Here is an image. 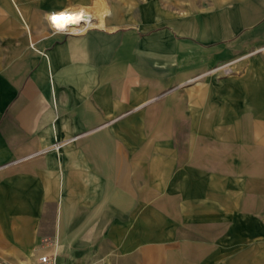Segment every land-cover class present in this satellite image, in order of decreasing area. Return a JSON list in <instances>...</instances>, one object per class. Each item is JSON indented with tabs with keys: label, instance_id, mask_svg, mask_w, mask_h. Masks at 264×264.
Instances as JSON below:
<instances>
[{
	"label": "crops",
	"instance_id": "1",
	"mask_svg": "<svg viewBox=\"0 0 264 264\" xmlns=\"http://www.w3.org/2000/svg\"><path fill=\"white\" fill-rule=\"evenodd\" d=\"M94 2L0 0V264H264V0Z\"/></svg>",
	"mask_w": 264,
	"mask_h": 264
},
{
	"label": "bare ground",
	"instance_id": "2",
	"mask_svg": "<svg viewBox=\"0 0 264 264\" xmlns=\"http://www.w3.org/2000/svg\"><path fill=\"white\" fill-rule=\"evenodd\" d=\"M111 12L109 7L103 5H94L93 7L81 6L61 12L55 17H63L62 19L57 20L56 22L52 19V26L59 30H69L81 31L84 28L95 25L103 24L105 17ZM99 18L98 22H95V19ZM98 20V19H97Z\"/></svg>",
	"mask_w": 264,
	"mask_h": 264
},
{
	"label": "rangeland",
	"instance_id": "3",
	"mask_svg": "<svg viewBox=\"0 0 264 264\" xmlns=\"http://www.w3.org/2000/svg\"><path fill=\"white\" fill-rule=\"evenodd\" d=\"M88 1V3L93 2L94 0H85ZM110 6V8L112 9V14H111V18H124V17H128L131 13H138L141 9L143 10V8H140L139 6L142 4V2L147 1V0H106ZM167 1L170 5H176L179 3H183L184 1H188V0H164ZM94 5H103L105 7H108L105 0H95V2L91 5H86V4H82V5H77V6H71V7H67L61 11H58L57 13H49L48 15V19L50 20V18H53L55 16H57L58 14H60L62 11L65 10H72L74 8L77 7H81V6H88V7H93ZM222 66V65H221ZM233 71L231 69H227V68H223L221 70H219L216 75L218 77H223L226 74H230Z\"/></svg>",
	"mask_w": 264,
	"mask_h": 264
},
{
	"label": "built area",
	"instance_id": "4",
	"mask_svg": "<svg viewBox=\"0 0 264 264\" xmlns=\"http://www.w3.org/2000/svg\"><path fill=\"white\" fill-rule=\"evenodd\" d=\"M40 264H59L57 255L41 254L39 256Z\"/></svg>",
	"mask_w": 264,
	"mask_h": 264
},
{
	"label": "snow or ice",
	"instance_id": "5",
	"mask_svg": "<svg viewBox=\"0 0 264 264\" xmlns=\"http://www.w3.org/2000/svg\"><path fill=\"white\" fill-rule=\"evenodd\" d=\"M62 18L63 17H53L52 19H53L54 22H56L57 20L62 19Z\"/></svg>",
	"mask_w": 264,
	"mask_h": 264
}]
</instances>
